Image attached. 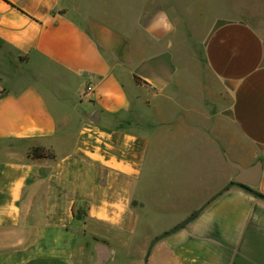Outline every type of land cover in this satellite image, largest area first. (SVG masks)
Here are the masks:
<instances>
[{"label": "crops", "instance_id": "obj_1", "mask_svg": "<svg viewBox=\"0 0 264 264\" xmlns=\"http://www.w3.org/2000/svg\"><path fill=\"white\" fill-rule=\"evenodd\" d=\"M219 1L0 0V264H144L202 203L147 264H264V38Z\"/></svg>", "mask_w": 264, "mask_h": 264}, {"label": "rangeland", "instance_id": "obj_2", "mask_svg": "<svg viewBox=\"0 0 264 264\" xmlns=\"http://www.w3.org/2000/svg\"><path fill=\"white\" fill-rule=\"evenodd\" d=\"M95 4L101 5L104 3V6L107 10L112 13L117 14L120 18H128L130 15L138 13L140 10L145 9L149 3H153L154 7L156 1L160 0H91ZM181 2L178 6L188 7L190 0H180ZM205 1V2H204ZM231 5L234 7L233 15H241L246 19L264 38V0H230ZM173 4L174 6L176 5ZM200 5L208 8L207 0H200ZM159 4L156 5L158 7ZM213 6L218 8L223 6V2L219 1L213 3ZM239 9V11H235ZM83 211V209H81ZM172 213H169L171 215ZM167 217V216H163ZM166 219V218H165ZM162 221V218L158 220V224Z\"/></svg>", "mask_w": 264, "mask_h": 264}, {"label": "water", "instance_id": "obj_3", "mask_svg": "<svg viewBox=\"0 0 264 264\" xmlns=\"http://www.w3.org/2000/svg\"><path fill=\"white\" fill-rule=\"evenodd\" d=\"M224 158L227 164L236 170V173L233 176V180L230 183L224 185L222 189H225L230 185H236L254 195H258L253 189V187L258 183L261 177V172H262L261 161L256 160L252 165L244 167L240 165L239 163L232 161L227 155H224ZM260 197L264 199V197L262 196ZM205 204L206 203H202L198 208L193 210L188 216L180 220L178 223H176L175 225H173L166 231H163L162 233L156 235L146 247L145 253L143 255V263L147 264L148 253L152 245L157 240L183 227L185 224L191 221L198 214V212L204 207Z\"/></svg>", "mask_w": 264, "mask_h": 264}, {"label": "trees", "instance_id": "obj_4", "mask_svg": "<svg viewBox=\"0 0 264 264\" xmlns=\"http://www.w3.org/2000/svg\"><path fill=\"white\" fill-rule=\"evenodd\" d=\"M139 80L138 78H136ZM28 157L31 159L35 158H53L54 154L50 149H46L44 147L35 146L31 147L28 151ZM83 209V211H81ZM85 215V206H79V208L76 211V216L78 218H82Z\"/></svg>", "mask_w": 264, "mask_h": 264}, {"label": "clouds", "instance_id": "obj_5", "mask_svg": "<svg viewBox=\"0 0 264 264\" xmlns=\"http://www.w3.org/2000/svg\"><path fill=\"white\" fill-rule=\"evenodd\" d=\"M161 15H165L163 13H158L157 16H161ZM155 20L156 18L154 17L152 21L149 22V28H154L155 27ZM174 26L171 24L170 21H168L165 25H164V30L166 31H171L173 30Z\"/></svg>", "mask_w": 264, "mask_h": 264}, {"label": "built area", "instance_id": "obj_6", "mask_svg": "<svg viewBox=\"0 0 264 264\" xmlns=\"http://www.w3.org/2000/svg\"><path fill=\"white\" fill-rule=\"evenodd\" d=\"M89 90H91V86L90 85H87L86 86V91H89Z\"/></svg>", "mask_w": 264, "mask_h": 264}]
</instances>
